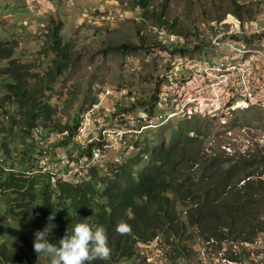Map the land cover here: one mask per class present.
I'll list each match as a JSON object with an SVG mask.
<instances>
[{
  "label": "rangeland",
  "instance_id": "obj_1",
  "mask_svg": "<svg viewBox=\"0 0 264 264\" xmlns=\"http://www.w3.org/2000/svg\"><path fill=\"white\" fill-rule=\"evenodd\" d=\"M239 1L244 10L242 30L248 33L257 30L256 35L260 39L256 42L264 48V0ZM232 11L231 0H0V42L14 50L12 60H15V66L21 68L18 69V76L22 83L33 88L41 76L53 69L54 60L60 58L47 50L51 45L54 28L61 29V42L69 45L66 47L67 57L73 60L63 57L60 59V62L63 61V74L44 99L50 103L54 112L51 128L71 123L79 113L82 114L83 125L76 131L73 140L62 146L63 154L54 147L58 158L67 162L69 158H76L77 144H92L97 136L90 132V126L97 121L102 126L101 134L103 137L108 136L113 146L107 157V166L113 168L116 164L129 160L130 155H136L145 147L146 142L157 144L152 135L157 136L159 144L161 140L168 142L173 130L184 129L196 116L201 124L200 135L190 132L191 137L195 136L194 142L179 138L174 140L175 143L186 149L194 145V150H199L201 154L220 155V165L227 171L231 164L239 161L249 165L251 158L264 163V109H244L245 105L240 103L236 106L241 105L242 110L238 107L239 110L231 108L225 113L215 112L214 108L218 104L225 106L229 101L235 100L232 99L233 88L223 84L219 90L208 89L209 96L201 94L208 98L212 109L202 106V100H196L191 102V114L178 111V115L172 118L159 114L174 111L183 101L182 99L178 104H172V98H178L177 91L182 89L174 86V83L167 85L164 81V78L169 81L173 65L179 76L187 73V80L183 82L188 81L191 89L194 88V76L199 62L207 58L211 63L244 62L249 68L259 65L258 57L254 55L233 56L212 46L213 30L218 29V23ZM212 23L217 24L212 26ZM224 27L229 28V25L225 24ZM124 43L130 45L127 53L110 49ZM196 46L198 47L195 48ZM207 60L203 63L208 62ZM176 61L180 63L177 64ZM10 62L0 61V167L4 159L9 164L18 165L17 162L21 160L19 150L23 146L26 152L30 151L27 144L29 139L19 138V130L25 124L26 107H21L24 105L22 99L20 102L9 98L7 84L15 82L3 70L9 67ZM156 93L159 94L160 101H154L155 108L150 101L158 96ZM116 104L123 110H129L125 122L118 129L104 132V127L109 128L108 116ZM160 107L164 110H159ZM143 108L155 110L151 111L154 112L155 119L150 121H154L150 126L152 128L144 131L140 124L139 128L136 127L138 130L131 126L134 116L145 115L142 113ZM161 120L163 124L153 127ZM12 126L14 130L11 129ZM39 127L44 129L42 125ZM54 135L46 134L42 141H32L31 146L45 155L39 157L37 151L33 152L35 159L30 163L35 165L32 169L25 170L27 175L37 172L42 162L48 165L49 143L58 140ZM121 137H126L129 144L127 148L116 149L117 140ZM135 141H139L138 146L133 145ZM97 150H93L88 159L76 158L77 163L83 165L87 162V167L94 166L101 159L94 158ZM114 159L119 161L111 165L116 162L112 161ZM201 159L197 156L198 162ZM259 161H256L258 167L254 170L264 180V165ZM144 163L145 160L138 168ZM55 165L58 171L66 164ZM194 165L195 167L188 169L179 165L185 175H191L192 181L193 176L197 177L193 170L198 166ZM7 168L8 166L3 170H8ZM247 181L243 180L239 188L246 186ZM14 206L13 197L0 194V245L16 249L33 259L35 264H50L51 257L34 251L36 230L27 226L21 217L13 216ZM185 216L187 217L186 213ZM192 230L199 232L196 226ZM212 233L205 231L202 238L196 240L193 237L185 242V251H177L175 245H166L163 237L153 243H138L134 247L137 259H122L116 264H264V232L248 242H243L244 237L239 239V236L229 234L225 241H208L207 238H211Z\"/></svg>",
  "mask_w": 264,
  "mask_h": 264
},
{
  "label": "trees",
  "instance_id": "obj_2",
  "mask_svg": "<svg viewBox=\"0 0 264 264\" xmlns=\"http://www.w3.org/2000/svg\"><path fill=\"white\" fill-rule=\"evenodd\" d=\"M231 1L232 12L235 16H239L244 24L243 5L239 0ZM60 30L57 27L52 31L51 45L47 50L48 53L57 54L60 58L54 60L53 69L41 76L33 88L22 83V79L18 76V69L21 68L15 66V60H12L14 50L0 42V61H11L9 67L3 71L15 82L7 84L9 98L20 102L22 99L24 105L21 107H26L25 124L19 130V138L29 139L27 144L30 148L28 152L24 146L19 150L21 160L17 162L18 165L9 164L4 159L0 167V194L15 199L13 216L21 217L27 226L36 231H42L46 226L52 227L48 241L56 246H59L62 237L72 234L74 226L78 223H87L93 228L104 226L108 245L112 250L111 258L106 261L96 259L91 264H116L122 259L133 261L138 258L134 251L138 243H153L159 237L164 238L166 245H175L177 251H185L183 244L193 237L196 240L202 238L201 235L205 231L213 232V236L207 238L208 241L213 239L225 241L229 234L233 237L239 236V239L244 237L243 242L251 241L257 234L264 232V180H261L259 178L261 175H257L254 170L258 167L256 161L259 160L251 158L249 165L239 161L231 164L225 171L220 165L219 159L222 158L220 155L201 154L199 150H194L196 149L194 145L190 149L177 145L174 140L179 138H186L190 143L194 142L195 136L191 137L190 132L195 133L196 136L200 135L201 124L196 116L191 118L190 124L184 129L173 130L168 142L161 140L159 144L156 140L157 136L152 135L157 144L151 145L146 142L145 147L136 155L133 157L130 155L129 160L122 161L113 168L107 166L109 163L107 157L112 147L106 148L107 152H104V156L94 166L87 167V162L83 165L77 163L76 158L88 159L93 150H102L103 146L111 144L108 136L103 137L101 134L100 123L94 121L90 126V132L97 136L96 140L92 144L80 147L77 144L76 158H69L65 167L57 171L55 164H59L61 159L54 149H60V154H63L62 146L71 142L76 131L83 125L82 114L79 113L71 123L55 125L51 128L54 112L50 103L44 98L63 74L64 66L60 59L63 57L73 60L67 57L66 47L69 45L61 42ZM233 39L238 45L247 48L254 47L260 37L256 34L250 36L243 34L236 35ZM110 49L127 53L130 45L124 43ZM171 71L169 81L166 78L164 81L167 85L174 83V86L182 89L183 80L187 79L176 76L177 70L174 65ZM182 76L187 78V73ZM182 91H185V88ZM179 92L177 91V94ZM172 99L174 100L172 104H178L181 101V93L180 97L178 94V98ZM154 101L155 103L160 101L159 94L150 101L153 103L151 106L156 108ZM160 108L159 110H164L163 107ZM143 109L144 117L134 116L132 127L139 128L154 119L155 110ZM128 111L116 104L108 116L109 128L104 127L102 131L120 128L125 122ZM40 125L44 129H40ZM11 129L14 130V127L12 126ZM133 133L138 134L134 131ZM46 134H55L54 137L58 139L49 143L51 147L48 146V165L41 161L40 169L33 175H27L25 170H30L35 165L30 163L35 159L33 152L37 151L39 157L45 155L31 146V143L33 140L42 141ZM125 139L126 137H121L117 140L116 149L127 148L129 143ZM133 145L138 146L139 141H135ZM197 156L202 158L200 162ZM143 160L145 163L139 169ZM259 162L264 165L263 162ZM51 164L53 165L50 166ZM194 164L198 166L193 170L197 177L193 176L192 181L191 175H185L179 165L188 169L195 167ZM6 166L8 170H3ZM243 180H248L247 184L239 188ZM50 215L53 216L51 221L48 219ZM120 222L131 226V235H120L116 232V226ZM195 226L199 232L191 231ZM26 242L31 248L28 239ZM0 264H35V262L16 249L3 244L0 245Z\"/></svg>",
  "mask_w": 264,
  "mask_h": 264
},
{
  "label": "built area",
  "instance_id": "obj_3",
  "mask_svg": "<svg viewBox=\"0 0 264 264\" xmlns=\"http://www.w3.org/2000/svg\"><path fill=\"white\" fill-rule=\"evenodd\" d=\"M231 17L233 20H231ZM218 23L220 26L218 29L213 30L212 33V46L222 49L226 51L228 54L233 56L236 55H254L258 57V66L250 67L243 63H229L226 61H217L211 63L212 61L207 60L208 62L203 63L199 62V66L197 67V73L194 76V88L191 89L186 81L182 88H185V91H180L182 103L179 107H177L174 111L167 113L166 118H170L172 116L178 115V111H183L184 114H191L193 110V106H191V102L196 100H202V106L212 109L209 106L208 98L205 96H209L207 92L208 89L213 91L214 89L219 90L223 84L229 85L233 88L232 99H235L234 102L229 101L225 106L218 104L217 108H214L217 113H225L229 111L231 108L235 110L238 109L239 106H236L240 103L244 104V109L253 107V108H262L264 109V48L259 44H254V47L244 48L234 42L233 37L236 35L247 34L248 36L252 34H256L257 30L251 31L248 33L246 30H242V22L235 17L233 14H228L223 20ZM217 23H212L214 26ZM229 25V28H225L224 25ZM238 25V26H237ZM177 62V61H176ZM180 62L178 61L177 64ZM201 63V64H200ZM177 69V68H176ZM181 73V72H180ZM184 73H181V78H183ZM176 76H179L176 73ZM201 94L205 95L202 96ZM201 95V96H200ZM198 98V99H197ZM213 101H216L215 98H212ZM223 107V108H221ZM237 107V108H236ZM240 109H243L241 106ZM142 117L144 115L141 114ZM162 116V115H160ZM150 124L149 126H151ZM156 126V125H154ZM124 130V128H122ZM107 147H112V144L109 146H103L102 150H97L94 153V158H102L104 156V149ZM67 162L64 159L60 160V164L65 165Z\"/></svg>",
  "mask_w": 264,
  "mask_h": 264
},
{
  "label": "clouds",
  "instance_id": "obj_4",
  "mask_svg": "<svg viewBox=\"0 0 264 264\" xmlns=\"http://www.w3.org/2000/svg\"><path fill=\"white\" fill-rule=\"evenodd\" d=\"M235 17L238 18L237 16ZM167 113L159 115L166 117ZM150 121L147 125H142V130L152 128L149 125L155 119L152 123ZM163 123V120H161L153 127L156 128ZM48 219L51 221L53 216L50 215ZM51 229L52 227L46 226L44 230L36 231L33 242V249L37 254L43 253L51 257L50 264H91L96 259L106 261L111 258L112 250L108 245V236L104 226L93 228L87 223H78L74 226L71 235L66 234L59 240V246L48 241ZM115 230L120 235L132 234L131 226L125 222H120Z\"/></svg>",
  "mask_w": 264,
  "mask_h": 264
},
{
  "label": "bare ground",
  "instance_id": "obj_5",
  "mask_svg": "<svg viewBox=\"0 0 264 264\" xmlns=\"http://www.w3.org/2000/svg\"><path fill=\"white\" fill-rule=\"evenodd\" d=\"M208 12H209V11H208ZM237 17H239V16H237ZM241 17H242V16H241ZM242 18H243V17H242ZM217 19H218V18H217ZM239 19H240V18H239ZM252 22H253V21H252ZM252 22H251V23H252ZM254 22H255V21H254ZM237 26H238V25H237ZM244 27H245V26H244ZM244 29H245V28H244ZM245 48H246V47H245ZM243 105H244V104H243ZM240 106H241V105H240ZM240 106H239V107H240ZM238 110H239V109H238ZM241 110H242V109H241ZM75 136H76V135H75ZM75 136H74V137H75ZM74 137H73V138H74ZM72 140H73V139H72ZM89 144H90V143H89ZM79 147H80V146H79ZM75 153H76V152H75ZM40 162H41V161H40Z\"/></svg>",
  "mask_w": 264,
  "mask_h": 264
}]
</instances>
